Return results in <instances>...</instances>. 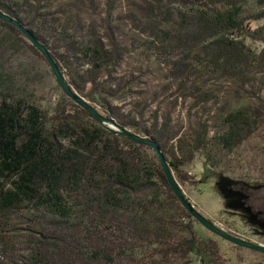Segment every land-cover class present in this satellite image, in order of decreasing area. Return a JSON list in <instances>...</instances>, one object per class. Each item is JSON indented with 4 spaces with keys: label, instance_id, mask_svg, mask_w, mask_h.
Returning <instances> with one entry per match:
<instances>
[{
    "label": "trees",
    "instance_id": "16d2710c",
    "mask_svg": "<svg viewBox=\"0 0 264 264\" xmlns=\"http://www.w3.org/2000/svg\"><path fill=\"white\" fill-rule=\"evenodd\" d=\"M53 1L0 0V12L45 45L77 95L137 135L142 131L140 121L119 106L135 78L119 76L118 70L133 52L141 51L148 64L166 67L165 89L176 86L171 97L181 103L193 98L195 106L215 99L204 90L211 80H231L239 91H247L254 77L264 73V23L252 27L264 20V14L239 19L246 0H136L133 10L120 20L130 23L145 41L127 46L115 39L109 13L99 34L95 24L83 28L80 15L66 8L47 11ZM67 1L75 7L88 5L96 13V0ZM55 15L65 19L54 30L63 36L59 60L52 54L49 36L34 27L36 21L48 23L49 17L59 21ZM73 17L79 28L75 34L87 31L89 45L70 34L68 23ZM0 23L25 38L17 28ZM168 25L173 27L166 31ZM27 47L46 63L34 46L28 43ZM258 98L253 122L245 118L247 128H233L222 139L227 151L248 140L249 122L256 125L264 114V102ZM72 108L73 113H67L59 106L50 117L37 105L8 103L0 97V172L11 184L10 189L0 190V264H264L247 263L239 254L244 249L234 245L238 253L230 262L216 240L199 236L192 216L172 193L155 151L98 124L77 104ZM84 120L88 127H82ZM196 135L199 152L208 145L207 126ZM162 139L160 133L153 141L165 155ZM140 150L153 152L156 162L151 167L143 169L137 159ZM193 156L190 152L189 159ZM165 158L180 187L198 184L181 169L180 160ZM155 180L161 182L166 196L156 192ZM143 192L145 196L139 197ZM216 192L224 198L218 188ZM25 203L34 208L25 220L24 248L15 254L4 229L22 213ZM169 203L177 206L175 212L167 211Z\"/></svg>",
    "mask_w": 264,
    "mask_h": 264
},
{
    "label": "rangeland",
    "instance_id": "374dc122",
    "mask_svg": "<svg viewBox=\"0 0 264 264\" xmlns=\"http://www.w3.org/2000/svg\"><path fill=\"white\" fill-rule=\"evenodd\" d=\"M135 1L96 0L95 13L88 5L75 7L72 3L69 5L67 0H55L48 5L47 11L56 13L60 8H66L74 16L80 15L83 28L88 29L91 23L95 24L99 34L103 33V24L109 13L115 39L127 46L131 41L136 40L139 44L145 41V37L134 31L130 23L120 20V17L133 10ZM176 9L181 10L177 7ZM262 14L264 0H246L239 19L248 20ZM55 18L60 20L54 22L49 17L48 23L36 21L34 27L36 30L42 29L49 36L55 48L50 46L52 54L59 60L58 55L63 54V36L54 30L59 29L65 19L58 15ZM76 23L77 19L74 17L68 23L71 35L75 34L76 29L79 30ZM262 23L264 20L260 23L254 22L252 27L256 28ZM172 27L168 25L164 28L169 31ZM75 35L79 42L90 44L87 31H80ZM28 43L30 44L26 38L17 37L0 23V97L7 99L8 103L22 101L26 105H37L50 117L57 113L59 106L65 108L67 113H73L74 103L58 86L48 64L27 47ZM247 44L256 51L260 48L249 40ZM62 65L67 72L63 62ZM74 68H79L78 63H74ZM118 74L127 78L133 75L135 78L130 83L131 92L124 99V103L117 104L122 105L125 114L140 121L142 131L139 135L153 140L163 133L162 144L166 157L169 160H180L181 169L198 181L196 186L181 187L191 205L216 226L222 225L245 237L243 241L264 245V185L259 184L264 182V114L259 116L256 125L249 122L248 129H251V133L248 140H243L232 152L227 151L222 140L233 128H247L245 118L253 122V110L260 106L258 97L264 102V73L254 77L253 83L245 87L247 91H239L238 84L231 80H211L204 90L212 93L215 99L198 106L194 105L193 98L181 103L178 97H171L176 86L169 91L165 89L168 83L165 81L166 67L154 62L148 64L141 51L127 55ZM239 113L242 114L241 117H233ZM163 124H166V128ZM81 125L89 126L86 120ZM205 125L208 128V145L198 152L196 134L202 132ZM128 131L135 134V130ZM190 152L194 153L192 159H189ZM137 159L143 169L151 167L153 161L156 162L153 152L148 150L138 151ZM3 173L0 172V190H7L11 188V184L3 177ZM154 182L157 184L154 187L156 192L166 196L161 182ZM217 188L224 198L216 192ZM144 196L145 192L139 195L141 198ZM33 208L25 203L22 213L14 216L12 223L4 229V237L13 245L15 254L24 248L25 220L33 212ZM176 208V205L169 203L167 211L172 213ZM194 222L199 236L216 240L226 258L230 262L235 261L238 252L232 248L233 244L211 234L195 220ZM239 254L246 258L247 263H264V255L245 249Z\"/></svg>",
    "mask_w": 264,
    "mask_h": 264
},
{
    "label": "water",
    "instance_id": "95a60500",
    "mask_svg": "<svg viewBox=\"0 0 264 264\" xmlns=\"http://www.w3.org/2000/svg\"><path fill=\"white\" fill-rule=\"evenodd\" d=\"M0 20L17 28L25 36V38L30 42V44L34 46V48L46 60V63L50 67L58 86L65 93V95L75 104L84 109L89 115H91L98 124L113 132L119 133L122 137L135 144L151 148L153 151L156 152L158 160L161 164L162 171L164 173L165 178L167 179V183L170 186L172 193H174V196L178 199L182 207L185 208V210L199 225L204 227L211 234L233 244L234 246L264 255V245L256 244L249 241H243L229 235L228 233L219 229L215 223L209 221L207 218L201 215L195 209V207L191 205L189 199L185 196L183 190L176 181L171 171V165H169V163L166 161L165 155L162 153V150L159 148L155 141L147 137H141L140 135L134 134L128 131L127 129L122 128L121 125H119L114 119L105 117L101 113H99L98 110L93 107V105L81 98L69 87L65 76L61 73L56 62L53 60L49 50L45 47L44 44L36 40L25 26H23L20 22L3 12H0Z\"/></svg>",
    "mask_w": 264,
    "mask_h": 264
},
{
    "label": "built area",
    "instance_id": "2783aa9c",
    "mask_svg": "<svg viewBox=\"0 0 264 264\" xmlns=\"http://www.w3.org/2000/svg\"><path fill=\"white\" fill-rule=\"evenodd\" d=\"M217 227H218L219 229L223 230L224 232H227V233H229L230 235L236 237V238H240V239H242V240L245 239V237H243L242 235H240V234H238V233H236V232H234V231H232V230H229V229L225 228V227L222 226V225H217ZM225 229H226V230H225Z\"/></svg>",
    "mask_w": 264,
    "mask_h": 264
},
{
    "label": "flooded vegetation",
    "instance_id": "af4514ba",
    "mask_svg": "<svg viewBox=\"0 0 264 264\" xmlns=\"http://www.w3.org/2000/svg\"><path fill=\"white\" fill-rule=\"evenodd\" d=\"M237 202V201H236Z\"/></svg>",
    "mask_w": 264,
    "mask_h": 264
}]
</instances>
